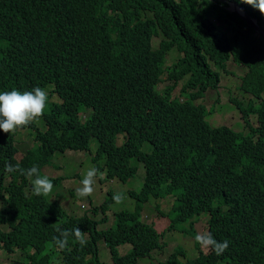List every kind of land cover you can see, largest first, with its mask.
Here are the masks:
<instances>
[{
    "label": "trees",
    "instance_id": "trees-1",
    "mask_svg": "<svg viewBox=\"0 0 264 264\" xmlns=\"http://www.w3.org/2000/svg\"><path fill=\"white\" fill-rule=\"evenodd\" d=\"M234 1L264 31V14ZM228 6L226 0H0V92H48L44 115L26 132L31 146L17 144L20 129L0 130V250L11 258L7 264H104L99 241L111 264H140L167 247L154 222H142L144 204L175 191L172 225L206 218L202 233L229 247L217 256L195 241V256L180 259L179 246L156 264H264V38ZM229 61L247 68L239 89L254 99L243 105L229 97L245 118L256 115L246 133L211 125L205 104L196 102L218 87ZM165 81L172 85L158 90ZM91 138L93 161L105 156L95 167L108 178L125 184L139 164L144 169L140 188L128 192L134 209L115 212L114 227L99 226L113 195L91 208L100 219L76 215L35 195V177L5 170L38 166L41 176L56 153L86 151ZM75 227L87 244L70 236L64 249L56 247L57 229ZM124 244L131 249L119 253Z\"/></svg>",
    "mask_w": 264,
    "mask_h": 264
},
{
    "label": "rangeland",
    "instance_id": "rangeland-1",
    "mask_svg": "<svg viewBox=\"0 0 264 264\" xmlns=\"http://www.w3.org/2000/svg\"><path fill=\"white\" fill-rule=\"evenodd\" d=\"M156 43L157 41L154 40V44ZM176 54V51H174L173 54L170 52L167 55L168 60L166 62H172ZM226 66V71H220L221 77L218 87L216 89L207 90L204 93V96L197 99L196 102H203V104H205L207 109L206 119L211 125L223 124L235 129L236 131L246 133L248 129L244 125H256V115L253 111H249L245 118L243 113L232 104L229 97L232 95V97L239 99L243 105H246L249 99H254L249 93L239 89L241 77L244 75L247 68L242 65H237L232 61H229ZM167 84L172 85L171 81H165L162 85L158 86V90L163 91L165 85ZM182 84L183 82H181L176 89L178 90L181 88ZM179 98L182 100L183 96L180 97L179 95ZM84 117H86V114H83L82 118ZM29 128L30 127L27 126V128L18 130L17 144L24 143V147H29L33 144L32 140L26 137L28 130H30ZM96 151L97 140L95 138H91L89 140L88 150L86 151L68 150L60 154L56 153L51 164L46 165L44 169H41V177L47 176V178L53 183V190L48 195L49 199L59 201L66 212L76 215L88 213L95 219H100L102 213L98 212L94 215L90 212L91 208L98 206L104 201V199L110 198L111 195L114 196L116 194H120L124 197L122 203L117 204L116 202H113L110 205L109 211L106 213L107 219L102 225L99 224L100 228L114 227L115 212L122 209H134L135 200L128 192L130 190H138L140 188L143 181L144 169L142 164H139L135 176L125 184L117 183L116 180L108 178L107 172H105L104 168L103 170L100 169L99 172L103 174V178L97 177V183L95 185L93 195L86 198H80L76 195V188L81 186L80 182L83 180L87 170L95 166L102 167L104 164V154H101V157L97 161H93ZM54 177L56 178V181L53 179ZM175 195H177L176 191L172 196L158 200L151 199L144 204L145 207L143 206L144 209L141 212L142 222H154L156 229L163 232L162 241L167 247L164 251L163 248L160 251H153L149 258L140 260V264H155L157 261L164 260L167 255H169L172 251H175L179 246L183 248L182 253H180V259L196 255L194 245L195 236L196 234L203 232V226L206 218H194L191 222L172 225V218L176 215L174 211H171V207L175 202ZM165 200L169 202H166ZM159 211L162 212L163 216L157 215ZM204 214L205 213L201 216H204ZM190 223H192V225ZM194 229L195 235L192 234ZM98 248L103 263L111 264L109 249H107L102 241H99ZM117 249L119 253H125L128 252L131 247L129 244H124L120 245ZM17 255L22 257L19 250L17 251ZM10 259L11 258H7L5 253L0 250V264H7ZM17 264L21 263L19 262Z\"/></svg>",
    "mask_w": 264,
    "mask_h": 264
},
{
    "label": "clouds",
    "instance_id": "clouds-1",
    "mask_svg": "<svg viewBox=\"0 0 264 264\" xmlns=\"http://www.w3.org/2000/svg\"><path fill=\"white\" fill-rule=\"evenodd\" d=\"M226 1H228V9L230 11H232L231 8L234 5H237L242 11L246 12L236 4L234 0ZM232 1L235 3L234 5L230 3ZM242 2L251 5L253 8L258 9L261 14H264V0H242ZM252 18L258 24L257 18L255 16ZM47 104L48 92L40 87L33 88L31 91L21 92L14 89L11 91L0 92V130L4 133L11 134L15 133L18 129H23L29 126L33 122L38 121L44 115ZM5 170L7 172L19 171L21 175H26L29 178L35 177V179L32 180V186L33 192L37 196H48L53 190L52 181L48 179L47 176H40V169L38 166H33L30 169L25 170L20 168L19 165L13 166L7 164ZM97 177L103 178V174L95 167L89 168L85 173L83 180L80 182L81 186L76 188V195L80 198L92 196L95 191ZM113 199L119 204L122 203L124 197L120 194H116ZM57 231L59 232V236L53 237V240L56 247L61 250L67 246L70 236H74L75 240L81 246H85L88 242L86 234L82 232L79 227H75L71 231L61 229H57ZM195 241L199 243L203 249L210 250L217 256L222 255L229 247L228 240L217 241L210 232L196 234Z\"/></svg>",
    "mask_w": 264,
    "mask_h": 264
},
{
    "label": "water",
    "instance_id": "water-1",
    "mask_svg": "<svg viewBox=\"0 0 264 264\" xmlns=\"http://www.w3.org/2000/svg\"><path fill=\"white\" fill-rule=\"evenodd\" d=\"M232 5H234L235 3L232 1L230 2ZM232 11H234L238 16L241 17V19L243 21H245V23H247L251 28H253L255 31H257L258 33L262 34V37L264 38V31L261 27H259V25L256 23V21L249 16L246 12L242 11L239 7H237V5H234L231 8Z\"/></svg>",
    "mask_w": 264,
    "mask_h": 264
}]
</instances>
